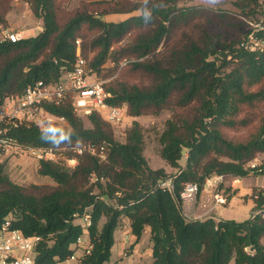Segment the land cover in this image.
I'll return each instance as SVG.
<instances>
[{
    "label": "trees",
    "instance_id": "obj_1",
    "mask_svg": "<svg viewBox=\"0 0 264 264\" xmlns=\"http://www.w3.org/2000/svg\"><path fill=\"white\" fill-rule=\"evenodd\" d=\"M22 1L42 20L43 31L18 43H0V105L40 81H59L79 54L100 79L118 75L104 86L110 106L132 118L171 112L160 136V155L176 172L149 166L139 123H133L122 143L100 113L88 116L91 127L86 128L70 99L45 104L53 117L65 118L70 129L64 133L71 142L54 147L42 139L49 126L53 139L61 132L56 123H47L44 129H16L12 135L20 146L58 152L92 145L104 148L107 160L84 153L75 169L40 161L38 175L54 185L28 187L15 184L0 164V227L12 218L13 228L42 238L37 264H58L73 254L71 246L83 233L74 216L88 209L93 248L82 264L109 263L115 234L125 221L136 242L150 229L152 264H264V189L254 190L259 195L255 214L242 223L187 221L177 202L186 185L203 187L213 176L264 175V162L249 168L264 155V50L241 47L248 35L239 15L180 8L187 0H83L73 11L65 6L72 0ZM12 2L0 0L2 26ZM235 5L241 13L249 10L246 16L264 10V0ZM145 8L152 11L148 24L141 19ZM112 15L130 17L107 22ZM255 35L264 39V32ZM107 64L114 66L104 68ZM73 156L70 152L67 159ZM166 180L173 181V194L158 189Z\"/></svg>",
    "mask_w": 264,
    "mask_h": 264
},
{
    "label": "built area",
    "instance_id": "obj_2",
    "mask_svg": "<svg viewBox=\"0 0 264 264\" xmlns=\"http://www.w3.org/2000/svg\"><path fill=\"white\" fill-rule=\"evenodd\" d=\"M246 21V20H245ZM253 30L248 34L247 40L242 44V48L249 52L264 50V39H257L256 33L264 32V19L261 22L246 21ZM22 33L6 30L0 36V43H18L24 40ZM79 45L80 42L78 41ZM91 71L85 59L78 58L71 71H63L59 81L46 83L40 81L26 89L20 97H10L0 105V153L8 154L13 151H25L12 133L20 127L39 126L42 129L47 123H65V118H56L43 109V105H60L65 100L70 99L76 113L79 116L88 117L93 112L100 113L103 118L113 127H120L127 116L126 111L121 108L112 107L107 103L111 95L106 92L102 82H90ZM40 161L58 162V153L52 149H29ZM73 157L67 159L66 166L75 169L79 165V156L89 153L98 156L102 161L107 160L104 148H96L92 145L73 146L70 148ZM257 159L249 165L255 169L259 166ZM231 176H213L208 178L203 187L198 184H188L180 194L177 202L182 215L187 221H192V213L201 193L204 190L212 192L215 204L226 206L228 196L223 189L227 179ZM264 177V175H263ZM231 184L235 188V183L242 178H234ZM97 181V179H95ZM158 189L174 193L172 180H166L158 184ZM264 188L258 189V191ZM258 194L252 193V200L258 199ZM264 216V213L262 214ZM74 224L81 226L83 233L71 246L73 254L65 261L58 264H82L83 259L91 253L93 248L88 230L92 226V218L89 209L82 216H74ZM131 234V230H130ZM42 242L40 237H28L21 230L13 228L12 218H7L0 227V264H37V248Z\"/></svg>",
    "mask_w": 264,
    "mask_h": 264
},
{
    "label": "rangeland",
    "instance_id": "obj_3",
    "mask_svg": "<svg viewBox=\"0 0 264 264\" xmlns=\"http://www.w3.org/2000/svg\"><path fill=\"white\" fill-rule=\"evenodd\" d=\"M83 0H72L69 4H66V8L69 11H73L74 9L78 8L80 2ZM88 2L91 1H98V0H85ZM242 0H220L218 4H212L210 0H187L180 3V8H189V7H201L205 9H214V10H222L229 12L230 14L239 15L240 20L242 21V31L244 35H248L253 28L250 24L246 23V21H253V22H261L264 19V10L263 8H257L256 12H259L257 15H248L246 16L245 13L250 12L245 11L241 13L236 7V3ZM259 4H263L260 1ZM140 12H136L131 14L130 16L139 15ZM127 15H112L105 18L107 22H117L121 20H125L128 17ZM7 25L2 26L0 25V36L2 35L3 31L11 30L17 31L23 34L25 39L33 38L38 36L43 31V22L41 19L37 18L30 6L23 2L22 0H13L11 3V10L6 16ZM246 20V21H245ZM125 63H122L123 66ZM114 65L107 64L104 68H112ZM117 74L114 75L111 79L102 80L100 79L97 74L91 73L89 81H98L102 82L103 85L109 83L110 81L117 78ZM171 117V112L165 111L160 115L156 116H142L139 118H132L126 116L124 123L120 127H114V136L117 141L124 143L126 141V134L130 128H132L133 123L137 122L143 128L144 131V138H145V151L144 156L146 157L149 166L154 169H164L170 175L175 174V170L170 168L166 162H164L160 155L161 144H160V136L163 133L167 120ZM80 118L84 121V125L86 128H90L91 124L89 122L88 117L80 116ZM57 128L60 131L66 132L69 131L70 126L69 124L65 123H56ZM69 148L59 150L58 153V162H63L66 165L67 155L70 153ZM187 153V152H186ZM185 154L180 162H185ZM257 161L261 165L264 162V155H260L257 157ZM40 160H38L34 155L29 152V150L25 151H13L12 153L2 154L0 153V164H3L6 169V173L9 175L10 179L17 185L28 187L31 185H54L53 181L49 178L40 177L37 173L38 166ZM186 164V163H185ZM186 166V165H185ZM250 183L261 184L263 182V177L259 176L249 180ZM259 189V188H258ZM257 190V188H256ZM247 200V198H246ZM110 204H115L113 200H108ZM128 227V226H127ZM125 222L122 223L121 229H125ZM131 228L128 227L127 231H130ZM126 235V234H125ZM128 235H126L127 237ZM123 236V240L128 243L127 247L122 254L123 258L131 254L132 247L129 246V240ZM142 240V239H141ZM142 244V252L141 257L143 259V264H150L152 258L150 257V251L152 249V243L150 240V236L146 237L143 236ZM234 264V263H232Z\"/></svg>",
    "mask_w": 264,
    "mask_h": 264
},
{
    "label": "crops",
    "instance_id": "obj_4",
    "mask_svg": "<svg viewBox=\"0 0 264 264\" xmlns=\"http://www.w3.org/2000/svg\"><path fill=\"white\" fill-rule=\"evenodd\" d=\"M185 160H187V153H185ZM185 163L186 161L182 162L181 165L185 167ZM253 178L256 177L242 178L238 183H235V188L231 187L234 179L231 177L227 179L226 184L223 186V189L228 196V204L226 206L216 205L212 192L204 190L195 205L191 220L205 221L207 219H213L216 222L236 221L242 223L250 219L255 214V202L252 200V193L256 188H264V177L261 184L250 183L249 180ZM125 226L126 230L120 228L115 234V245L112 250V257L107 264H143V259L141 257L143 249L141 242L143 241V238L139 242H136V238L130 234V231H127V228L130 227V224L127 221H125ZM125 234L128 236L126 237ZM145 235L146 237L150 236L149 228L145 230L144 236ZM123 236L129 240V246L132 247L131 254L124 258L122 254L128 243L123 240ZM262 242L264 244V238ZM150 253V257L152 258L150 264H152V249Z\"/></svg>",
    "mask_w": 264,
    "mask_h": 264
},
{
    "label": "clouds",
    "instance_id": "obj_5",
    "mask_svg": "<svg viewBox=\"0 0 264 264\" xmlns=\"http://www.w3.org/2000/svg\"><path fill=\"white\" fill-rule=\"evenodd\" d=\"M212 4H218L220 0H210ZM152 11L148 8H145L142 12L141 19L145 24H148L152 20ZM52 132V128L49 126L45 132L42 133V139L46 142L51 143L54 147H58L61 143H70L71 138L70 135L61 131L58 134V138L53 139L49 133Z\"/></svg>",
    "mask_w": 264,
    "mask_h": 264
}]
</instances>
